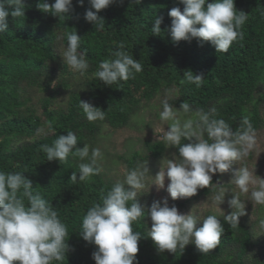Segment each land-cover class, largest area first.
Wrapping results in <instances>:
<instances>
[{
    "label": "trees",
    "instance_id": "1",
    "mask_svg": "<svg viewBox=\"0 0 264 264\" xmlns=\"http://www.w3.org/2000/svg\"><path fill=\"white\" fill-rule=\"evenodd\" d=\"M54 2L48 0L49 4ZM38 3L39 0H25V15L16 19L9 15V29L0 33V171L24 173L33 183L32 191L48 201L66 225L70 251L62 262L54 260L51 264H96L93 252L98 246L80 235L82 220L117 181L101 171L86 182L73 184L70 177L73 171L79 174V158L70 155L62 162L49 161L41 145L51 146L59 135H66L71 129L78 137L76 147L82 148L87 143L90 151L98 148L104 125L126 127L144 101L150 102L165 90L173 92L170 102L173 106L188 102L191 115H197L199 110L208 112L214 106L216 118L224 119L234 131L240 127L243 116L250 118L255 131L261 130L264 0H235L237 12H245L248 19L241 29L243 39L234 42L227 53L217 52L210 42L196 38L173 41L172 18L168 13L173 7L183 11L180 0H142L139 4L134 0H116L99 13L104 18L101 31H96L94 24L85 19L90 7L88 0L83 5L73 0V10L68 17L61 18L43 12ZM157 15L163 17L159 35L151 31ZM72 31L82 37L81 50H87L90 65L76 82H73L75 73L63 74L67 66L57 50L67 45L64 36ZM121 43L128 54L139 60L143 71L134 79L107 86L94 73L102 60L114 58L112 53ZM190 70L203 75L200 87L181 82L184 73ZM43 89L48 93L36 98L38 90ZM64 93L68 99L62 103L57 99ZM80 99L102 108L106 118L89 122L79 107ZM44 127L46 132L39 134ZM204 138L207 139L206 133ZM143 148L146 152L132 150L129 155L119 156L129 171L138 164L147 165L145 162L150 158L162 157L167 145L163 139H144ZM171 149L178 154L176 147ZM98 166L101 168L99 161ZM216 180L218 177L212 178L210 187L199 189L195 198L220 187ZM146 198L144 193H138L141 205L150 209V200ZM188 201L175 200L169 206L186 208ZM217 217L223 222V216ZM151 225L147 209L145 218L132 225L134 231L142 233L137 253L139 264H264V250H257L260 239L246 219L240 218V226L236 228L223 222L219 245L206 254L194 243L177 249L176 253L159 252L148 235Z\"/></svg>",
    "mask_w": 264,
    "mask_h": 264
},
{
    "label": "clouds",
    "instance_id": "2",
    "mask_svg": "<svg viewBox=\"0 0 264 264\" xmlns=\"http://www.w3.org/2000/svg\"><path fill=\"white\" fill-rule=\"evenodd\" d=\"M116 0H88L90 7L85 19L94 24L96 31L104 28V18L100 11L114 4ZM123 2V0H121ZM139 4L142 0H134ZM80 5L84 0H79ZM183 11L173 7L169 11L172 18L170 34L174 42L191 41L210 42L217 52L227 53L238 39H243L242 26L248 19L245 12H237L235 0H180ZM37 7L45 13L58 17H68L73 10V0H39ZM94 9V10H93ZM9 15L16 19L25 15V0H0V33L9 29ZM162 16H156L151 28L152 34L161 32ZM67 45L62 46L60 54L63 63L73 72L84 76L90 65L86 59L87 50H81V36L77 31L67 32L64 36ZM114 58L102 60L94 76L107 86L119 81L134 79L143 71L138 59L125 50L121 43L112 53ZM202 74L193 71L184 73L182 83L188 82L200 87ZM162 121H170L164 133L167 146L176 147L180 159H170L165 170L154 176L159 188H164L165 179L170 181L167 192L172 200L187 198L197 194L198 190L210 187L212 176L227 172L234 161L247 157L256 144V131L248 116H243L237 130L222 118H216L217 109L213 106L208 112L199 110L196 120L178 119V112L191 111L188 102L180 107L170 103L167 94L162 100ZM79 107L89 122L103 121L106 111L88 101L80 99ZM205 133L207 139L204 138ZM182 140L191 141L182 143ZM77 134L71 129L67 134L59 135L51 146L41 145L47 160H67L71 155L79 158V174L73 171L70 180L73 184L86 182L92 176L99 175L102 169L98 160L102 159L99 148L90 151L89 145L76 147ZM147 165L138 164L128 171L123 181L113 184L100 203L91 206L82 220L80 235L85 241L94 243L98 249L93 252L96 264H139L137 253L142 233L133 230V223L150 216L152 225L148 235L157 250L176 253L189 243L206 254L215 249L224 232L223 222L232 228L240 226V217L245 214V203L234 191L229 206L231 213L223 216V222L216 215H208L200 220L195 215L181 213L175 205L169 206L168 198L163 202L154 201L151 208H145L139 202L138 193L146 186ZM240 193H249L250 187L257 185L252 172L247 167H239L233 179ZM32 181L21 172L5 173L0 171V264H51L62 262L70 251L66 225L59 219L57 211L50 206L39 193L32 191ZM228 191L221 189L214 197V203L221 205ZM250 200L264 205V178L250 193ZM27 201V203H26ZM131 203L129 204V202ZM202 221V225L198 226ZM264 224V221H261Z\"/></svg>",
    "mask_w": 264,
    "mask_h": 264
},
{
    "label": "rangeland",
    "instance_id": "3",
    "mask_svg": "<svg viewBox=\"0 0 264 264\" xmlns=\"http://www.w3.org/2000/svg\"><path fill=\"white\" fill-rule=\"evenodd\" d=\"M63 44V43H62ZM62 46L58 47V51H61ZM63 62V57H61ZM67 66V65H66ZM72 73L73 71L67 67L66 73ZM75 73V72H73ZM78 73L73 76V82H76L78 78H81ZM48 93V90L43 89L38 90L36 93V98L39 96H44ZM169 98L174 97L172 91H161L159 92L150 102H143L142 108L136 113L132 118L130 123L124 128H113L110 125H104L101 134V139L98 148L101 150L102 159L98 160L101 164V169L105 172L108 178H112L116 181H123L126 173L129 171L126 163L119 158V156L129 155L132 150H140L146 152L143 148L144 139L164 140V133L168 129V124L170 121H162L159 117L160 111H162V100L165 95ZM258 95V94H257ZM68 94L64 93L58 96V101L67 102ZM175 107V106H174ZM179 108V107H177ZM262 114L264 116V98L262 101ZM178 119L181 121L187 119L196 120L197 115H191L189 113H184L182 110L178 112ZM46 132V127L41 128L38 133L43 134ZM37 133V134H38ZM165 141V140H164ZM179 160V155L167 146V150L164 155L160 158L154 159L150 158L145 162L150 171L147 174L146 186L140 192L144 193L149 199L152 205L154 201L160 200L163 202L165 197L168 198V204L171 205L175 200H172L169 193L167 192V185L170 182L167 177L165 179L164 188H159L157 185L153 184L154 176L162 170L166 169L168 160ZM239 167H247L253 174V178L257 181V185L250 187L249 193H240L239 188L234 183V178L236 171ZM218 177L215 184H221L220 187L216 188L214 192L204 195L198 199L195 195L187 198L176 199L177 201L183 202L188 201L186 208H178L181 213H189L195 215L200 220H203L208 215L224 216L233 210L229 204L228 200L232 198L236 192L240 195L241 200L245 203V214L240 218L246 219L252 224L255 233L257 234L260 242L258 244L257 250H264V205L255 204L250 200V193L254 187H258V182L261 178H264V128L256 131V144L254 149L250 152L247 157L242 158L239 161H234L231 168L225 173L217 172L212 176V178ZM227 190L224 202L219 205L214 203L215 195L221 190ZM198 193V192H197ZM202 221L200 222V224Z\"/></svg>",
    "mask_w": 264,
    "mask_h": 264
}]
</instances>
